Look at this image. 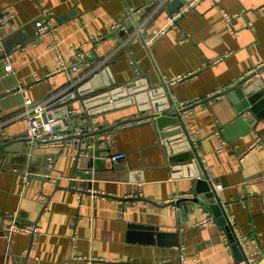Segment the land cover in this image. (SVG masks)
Returning a JSON list of instances; mask_svg holds the SVG:
<instances>
[{
    "label": "crops",
    "instance_id": "crops-1",
    "mask_svg": "<svg viewBox=\"0 0 264 264\" xmlns=\"http://www.w3.org/2000/svg\"><path fill=\"white\" fill-rule=\"evenodd\" d=\"M173 1L0 0L12 15L2 27L0 127L19 144L6 158L0 150V217L43 229L0 234V264H239L245 254L210 206L181 210L202 173L223 185L214 189L228 218L264 264V103L239 111L223 94L253 73L246 85L264 99V0H204L168 24L185 2L169 11ZM27 98L51 101L67 128L23 141ZM172 99L188 106L186 132L152 126ZM78 126L86 132L68 137ZM116 152L126 157L111 162Z\"/></svg>",
    "mask_w": 264,
    "mask_h": 264
},
{
    "label": "built area",
    "instance_id": "built-area-1",
    "mask_svg": "<svg viewBox=\"0 0 264 264\" xmlns=\"http://www.w3.org/2000/svg\"><path fill=\"white\" fill-rule=\"evenodd\" d=\"M204 0H185L183 5L177 10L174 11L168 19V24H172L177 19L182 16L184 13L188 11L195 10L197 5L200 4ZM12 18V15L9 12L3 13L0 11V49L3 50L4 47V34H2V27L3 25L6 24L10 19ZM50 30V23L46 22L41 25L40 33H43L45 31ZM165 27H163L159 32L158 36L162 35L165 32ZM151 39H147L144 42L148 44ZM80 59H84V55L82 53H79ZM12 59L11 54L5 55V61L7 64L10 63ZM100 65L99 67H96L94 70H92L90 74L92 75H97L100 72ZM62 68H68L66 66H62ZM79 69L77 64H74L71 66L72 71H77ZM254 71V70H252ZM44 76H40L39 74L35 75L36 80L42 79ZM186 76H180L177 80H180ZM245 78V77H243ZM82 78L77 79L73 84H76L78 80ZM176 82V81H173ZM63 92H60L62 94ZM59 94V95H60ZM58 96V95H57ZM57 96L51 98L52 100H56ZM50 101V102H51ZM113 100H111L112 102ZM34 103L31 101V99L27 98L25 99V103L27 104L26 111L24 112L25 120L27 123L26 131H25V137L28 139V143L30 146L33 144H36L40 140L46 139V134L51 132L53 129V123L57 120L55 116V111L51 109V103ZM183 105H186L185 102H182ZM81 111H86V108L84 106H81V109H72L71 112L74 115H77L78 113H81ZM86 130L84 129L83 126H78L76 129L72 131V134L74 135H82L85 133ZM257 145L256 142H253L251 144V149H254L255 146ZM221 147V146H220ZM82 151L79 150V153L77 155V159L79 158L80 154ZM106 157L111 161H118L120 159H123L126 157L125 152H116L113 154L106 155ZM49 167L54 168V158L50 157L48 160ZM47 177L51 178L54 181H58L59 179L63 178V175H56L52 173L51 171L48 172ZM28 176H25V181H27ZM222 184H218L217 187L215 188L216 190L222 188ZM213 221V218L208 215L205 218H203L202 223L207 224L209 222ZM228 229L232 235L235 236V242H238L241 250L244 252L245 256L244 259L239 262V264H256L259 257L262 255V252L260 251L259 248H255L254 250L250 249V239L246 236L240 233V231L237 229L235 226V222H233L230 218L228 219L227 222ZM42 227L39 225H35L33 223L29 224H20L17 221V214L13 215V218L9 224H4L3 218L0 217V234H3L5 237L9 238L12 236L13 233L15 232H20L24 234H39L42 232Z\"/></svg>",
    "mask_w": 264,
    "mask_h": 264
},
{
    "label": "water",
    "instance_id": "water-1",
    "mask_svg": "<svg viewBox=\"0 0 264 264\" xmlns=\"http://www.w3.org/2000/svg\"><path fill=\"white\" fill-rule=\"evenodd\" d=\"M182 0H174L170 6L168 7L169 11H173L176 10L179 7V3H181ZM182 4V3H181ZM134 18L133 20L130 19V21H128L129 25H132L133 22H136V17L135 14H133ZM128 25V26H129ZM253 73L249 74L247 77L242 78V80L238 81L237 83L233 84L231 87L223 90V94L227 95V97H229L232 101L237 102L236 107L237 109L240 111L243 108H248L251 105V110H253L254 112H257V108L259 105H262L264 103V99L261 100L260 102H255L257 100H255L256 96L251 95V89L252 87L246 85L247 81L249 80L248 78L252 75ZM167 84H165L163 86V90L166 89V91L168 90L167 88ZM222 93V92H220ZM112 95V93H106L104 95V97H108L110 98V96ZM217 94L213 95L210 97V99L214 98ZM264 98V97H263ZM170 99V98H169ZM238 100H241V103H238ZM171 102L173 103L172 107L168 108V109H164V111H162V114H156V116L154 118L151 117L152 119V126L155 129H160L161 127H165L168 124L171 125H176V126H180L177 127V129H174V131H180L182 130V128L185 130V122L182 116V112H184L186 109H188V106L183 105L180 107L176 106L175 103L173 102V99L171 100ZM111 105V104H110ZM72 108V107H71ZM65 112H68V109H65ZM60 113H64L62 111L60 112H56L55 111V116H59ZM263 114L258 113V116H262ZM67 128V125L64 121V119L60 118L59 120H56L53 123V129H61V128ZM87 135V134H86ZM82 135H74V134H69L68 137L70 138H76V137H81ZM23 137V141H27V137H25V134L22 135ZM175 139L173 140H166L165 143L169 144L171 142H173ZM15 141L14 140H9V141H5L3 138V134H2V129L0 127V150L2 151L3 155H5L4 158H6V154L9 152H14L17 151V147L19 144H14ZM166 150V148H165ZM168 150V148H167ZM170 150V149H169ZM185 156L182 155H173L171 158L174 161H178L181 160L182 158H184ZM195 186L193 188H191L189 191L191 194H193L191 197H185L183 200L178 201L179 205L181 207V210L188 208L189 203H192L193 206L196 205H201V203H204L208 206H210L214 212L216 213V215H218V217L220 216V218L222 220H224L225 225H227L228 222V215L225 211V207L223 205V202L219 199V196L216 194V190L214 189L215 187L213 186V184L210 183V181H208L206 179V177H204V174L202 173L200 175V177L194 181ZM224 211V212H223ZM228 218V219H227ZM228 227V225H227ZM231 235V239L234 242L233 243V248L235 250V252L241 253V248L238 244V242H235V236Z\"/></svg>",
    "mask_w": 264,
    "mask_h": 264
}]
</instances>
